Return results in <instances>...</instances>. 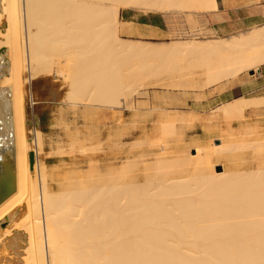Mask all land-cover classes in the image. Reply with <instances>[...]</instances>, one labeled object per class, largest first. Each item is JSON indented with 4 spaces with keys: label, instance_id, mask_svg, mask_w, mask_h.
Returning a JSON list of instances; mask_svg holds the SVG:
<instances>
[{
    "label": "bare ground",
    "instance_id": "bare-ground-1",
    "mask_svg": "<svg viewBox=\"0 0 264 264\" xmlns=\"http://www.w3.org/2000/svg\"><path fill=\"white\" fill-rule=\"evenodd\" d=\"M216 8L215 0H0V134L13 132L3 151L13 143L16 178V191L0 204V264H264V95L234 98L204 115L127 105L139 89L201 100L264 65V27L229 39L121 36L122 9ZM173 15L195 33L174 39L205 37L204 26ZM53 73L67 86L65 104L84 107L87 119H108L117 109L130 112L133 126L157 117L118 165L95 154L87 173L66 177L59 189L40 160L43 133L28 110L38 102L30 85ZM197 122L204 137L184 146ZM115 127L74 136L71 150L103 151L121 135ZM246 151L257 166L232 170Z\"/></svg>",
    "mask_w": 264,
    "mask_h": 264
},
{
    "label": "rangeland",
    "instance_id": "rangeland-1",
    "mask_svg": "<svg viewBox=\"0 0 264 264\" xmlns=\"http://www.w3.org/2000/svg\"><path fill=\"white\" fill-rule=\"evenodd\" d=\"M173 14H182V13L162 14V16L169 17L170 15H173ZM192 14H187L189 16L185 15L190 23V26L192 27L204 26V28L206 29L205 37L174 39L166 31V35L163 36L161 39L147 40V41L160 42V41H177V40H193V39H200V40L201 39H222L218 37H213L214 35H216L215 34L216 32L215 33L213 32L215 30L211 27V22L208 16L192 15ZM259 28H254V29H259ZM249 29L250 28H245L244 30H241V33L239 34L248 33L249 31L253 30V29L251 30ZM219 36H222V35H219ZM5 57L7 58V56ZM252 72H254V74H252ZM52 75H53V78H52ZM52 75L51 77L49 76L47 78H39L38 80L34 81L35 83L30 85L28 91L29 93L31 92V95L33 96V98H35V100L38 101L39 103L37 102V104L35 105L33 103L32 104L30 103L31 105L29 104L28 110L31 116L30 122L33 121L31 124L32 128L34 127V125L37 124L36 126L43 133V142L45 144H43L42 153L44 152L43 153L44 155L41 153L42 155H40V160L43 159L41 161L46 165V167H48L49 175L51 177V180H50L51 186L53 188L55 186L54 189L56 188L59 189L62 182L66 183L67 181L65 182V180L69 178L70 176L74 177L77 173H80V174L87 173L86 171L89 169L88 164H90L93 160L94 161L98 160L96 159V157H94L95 154H99L101 156L106 155L107 157L103 158L104 161L108 160L110 163H112V161H115V164L118 165L121 162L122 157H124L126 153L132 149L131 146L134 144V142L137 139L141 138L142 134H144L143 132L151 131L153 127L152 122L156 120L157 117L155 114L153 115L152 118H149L150 120L152 119L151 121L149 119L147 120V122L143 120L141 122L134 123L135 125L133 126L132 116L130 112L128 113L127 111H123L122 109H117V110H113L110 112V114L112 115H109L108 119H107L108 115L105 116V114L101 115L100 117H97L96 118L97 120L87 119L85 117L84 107L78 106V107L73 108V106L71 107L70 104H65L62 97H65L66 95L67 86L63 83L62 77L57 76L56 73H53ZM240 79L241 80L239 83L248 89V92H246L245 94L246 97L264 95V65L260 66L259 70L257 71H249L247 74L246 73L242 74V76H240ZM62 86L63 88L61 89ZM205 93H206L205 97L201 99L202 100L201 102V100L196 99L194 95L192 96L189 93H184L178 90L165 91L161 88H154V89H149V90L139 89L128 98L127 105L128 106L132 105V106H136L140 108L154 107V106H162V107L167 106L170 110H182L185 112L195 110L197 111L199 115H204L206 113L210 114L211 111H213V109H215L218 105H220L221 101L225 99L223 96H220V93L218 94V92L214 91L213 89H208L205 91ZM72 108L75 110H73ZM263 110H264V107L259 111V116H260L259 119L261 120V125L263 126V128H261L262 134H264V131H263L264 130V111ZM100 119H102L101 120L102 122H100ZM98 120L100 124L98 123ZM60 124L62 126H60ZM104 124L107 128L109 127L114 128L115 126H116L115 128H119L121 131L120 132L121 135L120 136L118 135L120 139H118L119 137H116L115 140H113L112 142L110 141L111 143L106 141L107 143L106 142L104 143V149L101 152L98 150V148H96V146H93L91 148H88V147L85 148V146L83 145H82L83 147L80 146L81 148L78 147V145H77V148L72 146V150H71L70 143L72 139L74 138V136L78 135L81 138L85 137L89 133L88 129L95 131L96 129L94 128H97L98 126L103 128L102 126H104ZM198 124H199L198 122L195 123L193 127L190 128L191 130L188 131V136L186 138L184 146L191 144L192 141L195 139L204 137L205 132L203 128L201 127V125L199 124L198 126ZM122 128L124 130L126 129V131L122 130ZM129 129H131V131ZM216 143H221V142L216 141ZM57 144L59 145L58 146L59 148L57 147ZM60 145H63V146H60ZM73 147L75 149H73ZM60 148H65V149L64 150L62 149V151L59 152ZM92 150H95V151H92ZM112 157L113 159H111ZM115 158L118 162L115 160ZM262 158L264 160V152L261 154V159ZM251 160L252 159L250 158L249 151H246L245 153H243V155L238 156V158H236L235 161L230 163V168L232 170L242 169L240 170L242 172L250 171L251 169L257 166V163ZM217 169H221V168L218 167Z\"/></svg>",
    "mask_w": 264,
    "mask_h": 264
},
{
    "label": "crops",
    "instance_id": "crops-1",
    "mask_svg": "<svg viewBox=\"0 0 264 264\" xmlns=\"http://www.w3.org/2000/svg\"><path fill=\"white\" fill-rule=\"evenodd\" d=\"M215 2L217 8L211 12L182 14L208 16L211 27L215 30L213 32H216L213 37L218 38L235 36L245 28L251 30L264 26V0H215ZM171 13L181 12L146 13L135 9H122L120 19L125 25L122 28L121 36L127 39L159 40L166 35L162 14ZM246 92L248 89L242 84L237 83L230 86L220 93V96L225 98L221 103L246 96Z\"/></svg>",
    "mask_w": 264,
    "mask_h": 264
},
{
    "label": "water",
    "instance_id": "water-1",
    "mask_svg": "<svg viewBox=\"0 0 264 264\" xmlns=\"http://www.w3.org/2000/svg\"><path fill=\"white\" fill-rule=\"evenodd\" d=\"M252 74H254V72H252ZM0 129L2 128L0 127ZM7 136H3L0 134V204H2L16 191L15 155L13 150V143L10 142L12 148L11 151H3L5 149V143L3 141H6L7 138L13 139V132L10 131ZM29 158L30 166L31 168H33L35 153L31 152Z\"/></svg>",
    "mask_w": 264,
    "mask_h": 264
},
{
    "label": "built area",
    "instance_id": "built-area-1",
    "mask_svg": "<svg viewBox=\"0 0 264 264\" xmlns=\"http://www.w3.org/2000/svg\"><path fill=\"white\" fill-rule=\"evenodd\" d=\"M163 19H164L166 31L169 32L173 38L186 37L192 33L195 34L189 29L187 25L182 23V19H183L182 16L179 15H172L171 17L163 16ZM200 30L201 29L197 30L198 31L197 33H200Z\"/></svg>",
    "mask_w": 264,
    "mask_h": 264
},
{
    "label": "trees",
    "instance_id": "trees-1",
    "mask_svg": "<svg viewBox=\"0 0 264 264\" xmlns=\"http://www.w3.org/2000/svg\"><path fill=\"white\" fill-rule=\"evenodd\" d=\"M239 97V96H238Z\"/></svg>",
    "mask_w": 264,
    "mask_h": 264
}]
</instances>
